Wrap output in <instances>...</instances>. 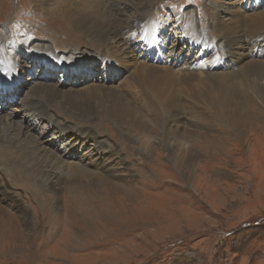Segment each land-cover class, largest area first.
I'll use <instances>...</instances> for the list:
<instances>
[{
    "label": "rangeland",
    "instance_id": "1",
    "mask_svg": "<svg viewBox=\"0 0 264 264\" xmlns=\"http://www.w3.org/2000/svg\"><path fill=\"white\" fill-rule=\"evenodd\" d=\"M65 1L68 0H0V32L15 39L19 50L16 58V53L3 51L9 62L4 65L0 60V71H20V80L14 79L12 87L7 84L1 88L6 90L3 94L9 92L5 94L6 101L0 104V119H11L15 129L31 126L22 120L18 101L31 99L43 85L58 88L61 94L58 101L66 93L79 94L91 87L119 90L138 113L143 112L139 114L144 115L145 126L135 129L129 137L125 130L119 129L120 122L118 127L115 122L96 117L95 125L102 121V127L94 125V132L107 152L101 161L106 179L132 190L135 202L112 188H99L91 183L87 186L72 180L66 187L59 185V193L43 182L38 189L22 174L15 173L12 190L26 201L31 226L22 243L14 247L8 243L3 252L0 248V264H264V120L261 117L264 113L252 103L249 109L261 118L240 130L219 117L214 118L213 111L201 108L194 113L188 107L191 105L185 100V93L180 92L177 94L180 119H177L171 109L157 107L150 90L143 84L139 87L137 81L140 66L146 70L159 66L160 73L171 70L181 76L182 70L172 65V60L187 45L186 39L181 38V26L173 23L175 20L196 22L201 14H207L200 31L207 39L217 41L220 30L216 23L224 27L230 21L228 13L244 14L246 0H157L150 13L157 12L161 26L159 39L163 43H140L141 36L135 32L131 40L138 45L125 50L124 60L114 64L106 73L108 76L100 74L98 67L93 71L87 69L90 64L85 59L98 55L100 49L84 42L72 30H66L69 26L57 8ZM144 2L132 0L124 19L136 22L134 5ZM251 3L256 5L255 0ZM260 3V15L264 16V0ZM38 16L39 19L33 18ZM41 28L54 29L63 44H73V50H56ZM115 41L113 38L112 42ZM117 50H104L103 56L112 61L111 53ZM242 50L236 47L234 56ZM149 57L164 62L155 65ZM76 61V69L69 68L74 74L56 71L57 67L66 69L65 65ZM203 63H198L196 69ZM53 64L54 68L49 67ZM99 109L95 107L94 112ZM55 114L66 126L76 125L73 117ZM190 120L201 126L191 127ZM78 125L81 131L87 127L86 123ZM30 130L35 137L41 135L37 139L42 147L53 142L55 132L58 137L55 139L60 141L73 135L59 134L52 124L43 130ZM146 138L151 142H143ZM74 142L79 143L68 144L61 153L56 152L75 166L96 169L89 155L96 154L95 141L84 137ZM5 143V146L10 144ZM18 157L14 155L16 160ZM68 169L64 164V175ZM34 182L38 185L39 181ZM13 201L10 200L15 213L27 224L22 206ZM82 206L85 209L69 215L72 208ZM3 223L0 215V226ZM77 234L81 239L75 238Z\"/></svg>",
    "mask_w": 264,
    "mask_h": 264
},
{
    "label": "bare ground",
    "instance_id": "2",
    "mask_svg": "<svg viewBox=\"0 0 264 264\" xmlns=\"http://www.w3.org/2000/svg\"><path fill=\"white\" fill-rule=\"evenodd\" d=\"M157 2V0H145L142 4L134 5L136 22H129L124 19L130 12L132 0H68L59 4L57 8L64 17L63 21L69 26V29H66L68 32L72 30L83 38L84 42L97 48V50L100 49L98 55L85 59L89 60L87 64H90L87 69L93 71L94 67H98L100 74L108 76L106 73L112 70L113 65L124 60L125 50L127 51V48L138 45L131 40V36L135 32H138L141 36L140 43H147V41L150 43L155 41L160 44L163 43L159 39L158 31L161 26L157 12L150 13ZM255 2L256 5H253L251 0L244 2V14L237 16V13L232 15L228 13L227 19L230 21L224 27L221 23H216L217 30H220L217 41L207 39L203 31H200V28L206 24L207 14H201L196 22L189 23L181 18L175 20L173 23L181 26V38L186 39L184 44L187 45V48L181 49L180 53L175 54V59L172 60V65L182 70L181 76L176 75L171 70L160 73L159 66L150 67L148 70L140 66L138 69L139 79L137 80L139 87L142 84L147 87L155 97L153 99L157 102L156 106L171 109L176 114L177 119H180L177 116L178 109H180L177 94L184 92L185 100L187 99L191 105L188 107L194 113H197L201 108L213 111L214 118L219 117L240 130L260 120L261 117L264 120V114L258 117L255 111L249 109L252 103H256L260 113H264V16L260 15L262 9L260 0H255ZM242 15L249 16L241 18ZM33 18L39 19V16ZM201 19L202 21H200ZM41 33L51 39L56 50H73V44L69 46L63 44L64 41L62 42L61 36L54 29L53 31H47L45 28H41ZM113 38L116 39L115 42H112ZM163 38L166 39L167 37L163 36ZM15 41L8 34L0 32V60L4 65H7L9 60L4 56L3 51L12 55L16 53L15 58L19 55ZM58 41L60 42L57 47L56 43ZM11 44L12 49H10ZM148 45L150 49L151 45ZM80 46L78 45V47ZM236 47H241L243 50L237 56H234L233 51ZM113 48H118V50L111 53L114 59L112 58V61H109L103 56V52L104 50L110 51ZM148 59L155 65L164 62L163 59L159 62L153 61L150 57ZM229 60L231 63L228 64ZM76 63L77 61L65 65L66 69L57 67L56 71L60 73H68L69 71L74 74L73 69H76ZM198 63H203V65L196 69ZM54 64L49 67L54 68ZM230 66L232 70H229ZM19 75L20 71H0V90L2 87L9 85L12 87L13 80L18 79ZM57 89L56 87L43 85L41 89L33 94L31 99H20L18 101V109L22 120L30 122L31 126L21 125L18 126V129H15L14 122L11 119H0V215L4 219V223L0 226L1 252L6 249L8 243L11 246L22 243L27 237L28 227L31 226L30 210L26 206V201H23L21 195L12 190L15 176L18 173L29 179L34 188L37 187L38 189L41 182H43L56 193H59V185L62 184L63 187H66L67 182L72 180L87 186L91 183L99 188H112L135 202V195L132 190L112 184L106 179L105 167L101 161L103 155L107 152L102 142L96 140L94 132L96 125L102 127V121L97 122L95 125L93 119L104 117L103 119L115 122L118 127L120 122L119 129L121 131L122 129L125 130L128 136L131 137L135 129L140 128L141 125L145 126L144 115L139 114L142 111L138 113L133 107L134 105H131L132 102L130 104L124 98L125 96L123 97L120 91L115 88L98 86L88 88L79 94L70 92L64 94L62 101H58L61 94ZM5 91H0V104L8 98L5 94L9 91L3 94ZM156 97L159 100H156ZM94 106L100 109L94 112ZM55 112L60 113L62 116L73 117L76 125L66 126L63 122L58 121L59 117ZM78 123L80 125L86 123V129L81 131ZM51 124L56 127L59 134L72 133L73 139L67 137L60 141L55 139L58 138L55 132L52 137L53 142L48 144L54 150L48 146L42 147V142L37 139V136L39 138L41 135L35 137L30 129L35 131L41 128L43 130ZM188 124L191 127L201 126L198 122L191 120ZM84 137L92 138L95 141L94 151H96L97 156H94L95 153L89 154L96 168L94 170H89L84 166H75L73 162L62 159L61 155L56 152L57 150L61 153L64 146L79 143L74 141ZM5 142H10V144L5 146ZM143 142H151V140L146 138ZM101 154L102 157H100ZM14 155L19 156V160H16ZM64 164L69 168L66 175L63 171ZM22 165L27 166L24 168ZM34 181H39L38 185ZM95 190L101 192L100 189ZM55 198L53 197V199ZM11 199L15 200L13 202L16 205L19 203L22 206L27 224L26 222L23 223L21 216L19 217L15 213L16 209L11 206ZM86 201L91 202L88 199ZM82 209H85L84 206L81 208L74 207L71 209L73 212H69V215L73 216L74 213ZM87 210L90 211L91 206L88 205ZM75 238L79 240L81 236L77 234ZM11 246L9 247L11 248Z\"/></svg>",
    "mask_w": 264,
    "mask_h": 264
}]
</instances>
